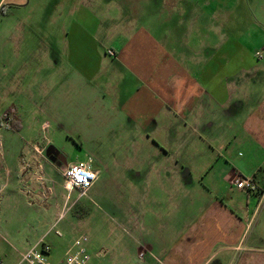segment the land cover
Segmentation results:
<instances>
[{"label": "crops", "instance_id": "1", "mask_svg": "<svg viewBox=\"0 0 264 264\" xmlns=\"http://www.w3.org/2000/svg\"><path fill=\"white\" fill-rule=\"evenodd\" d=\"M108 2L113 5L102 11L99 0L56 3L68 6L60 16L66 22L60 53L66 68L101 94L96 102L109 94L112 131L129 135L130 189L136 193L140 185L142 202L127 207L125 229L159 232L155 246L120 242L121 253L106 263L129 264L138 257L145 264L139 255L156 247L161 264H191L192 255L218 247L229 264H264V254L246 243L258 210L252 208L255 195L233 184L240 177L258 183L264 178V90L246 91L264 87V63L246 43L251 37L223 33L214 18L217 0ZM258 31L264 40V30ZM67 81L46 109L35 110L33 95H24L0 115V220L29 228L32 248L45 239L55 263L63 259L54 254L63 245L55 230L71 200L56 194L46 170L61 171L48 159V146L42 149L31 138L18 143L20 156L10 166L2 133H38V111L66 107L74 97ZM78 161H91L99 179L90 158Z\"/></svg>", "mask_w": 264, "mask_h": 264}, {"label": "rangeland", "instance_id": "2", "mask_svg": "<svg viewBox=\"0 0 264 264\" xmlns=\"http://www.w3.org/2000/svg\"><path fill=\"white\" fill-rule=\"evenodd\" d=\"M68 1L0 0V115L3 109L8 108L10 101L22 99L24 95H33L37 104L35 110L37 107H49V97L61 94V85L65 80L70 83L67 85L68 89L75 90L74 97L73 92L70 93L73 98H70L68 106L55 104L54 111L48 110L50 113L46 110L38 111V133L30 134L28 130L22 133L4 131L3 151L9 165L13 166L14 158H18L21 152L17 150L18 143L31 138L42 149L53 146L61 151L68 164L88 158L93 161L99 172V179L87 195L79 199L80 202L77 201V210L74 211L75 204L58 221L57 230L62 233L60 239L63 245L54 254L64 258L67 249L76 239L87 236V248L91 255L89 264H108L106 261L115 253H121L120 242L129 243L130 247H142V242L155 246L159 231L148 227H140L136 231L132 228L130 231L125 229L127 207L141 205L142 202L140 185L136 193L130 189L129 176L134 172L130 171L127 160L132 156L128 148L129 135L112 131L109 94L104 96L102 102H96L95 95L99 98L101 94H94V86H90L92 82L87 79V84L84 85L78 80L73 68L65 66L66 58L60 52L65 38L62 27L66 22L61 21L60 16L67 11L68 6L56 3ZM108 1L99 0L101 11L106 5H113ZM214 4L215 22L220 27L223 26V33L243 37L249 35L251 39H246V43L253 52L259 53L261 60L258 63H264V40L258 34L259 29L264 30V22L261 21L264 20V0H217ZM114 8L115 6L108 7L111 10ZM64 17H67L66 13ZM47 47H50V52ZM82 85L83 91L78 89ZM263 90L264 87L256 84L246 89L249 95L262 93ZM29 106L27 102L26 107ZM61 111L62 114L58 115ZM44 123L48 124L47 128H42ZM59 169L61 173L57 170L51 173L47 168L46 173L55 181L53 185L56 194L61 198L68 194L72 204L78 197V191L74 189L69 194L63 186L64 167ZM257 185L259 192L253 197L252 205L253 209L258 207L257 220L247 230L246 243L264 254V178L260 183L257 181ZM133 200L136 202L133 203ZM82 213L88 215L79 219L78 214ZM10 216L12 219L13 216ZM4 219L0 220L2 260L6 264H18L21 255L32 249V232L17 221L10 222L8 226ZM218 250L220 249L217 247L199 251L192 255L191 264H229L222 261L223 252ZM217 251L218 254L211 257L212 252ZM139 257L145 264H161L158 262L161 256L156 247L154 251H144ZM129 264L141 263L137 257ZM231 264L238 262L232 261Z\"/></svg>", "mask_w": 264, "mask_h": 264}, {"label": "built area", "instance_id": "3", "mask_svg": "<svg viewBox=\"0 0 264 264\" xmlns=\"http://www.w3.org/2000/svg\"><path fill=\"white\" fill-rule=\"evenodd\" d=\"M1 147L2 142L0 139V157L2 156ZM37 152L40 154L42 153V151L39 150H37ZM62 174L65 179V189L69 193H71L74 189L77 190L78 197L76 201H73V203L70 204L69 207H65L60 215V219L62 218L64 212H68L77 203V201H79V199L87 195L90 188L98 179V173L93 170L91 161H78L69 164L64 167ZM38 180L42 181L43 179L39 178ZM233 184L237 187V189L243 191L249 196L255 195L259 192L255 177H240L236 179ZM46 190L48 194H52L50 188ZM69 200L70 197H68V201ZM55 233L57 236L62 237V233L60 231L55 230ZM88 242L89 238L87 236L79 237L67 249L64 258L55 263L50 259L52 254V245L45 241V239H42L39 244L21 255V259L18 264H89L91 261V255L89 254L87 248ZM0 264L6 263L0 258Z\"/></svg>", "mask_w": 264, "mask_h": 264}, {"label": "water", "instance_id": "4", "mask_svg": "<svg viewBox=\"0 0 264 264\" xmlns=\"http://www.w3.org/2000/svg\"><path fill=\"white\" fill-rule=\"evenodd\" d=\"M53 151H58L56 148H54L53 146H49L47 149H46V155L48 157V159L55 164L56 167L60 168L63 166H67L68 165V162H67V159L66 157L62 154V157L64 158V163H58L55 161V159L53 157H51V154L53 153ZM59 152V151H58Z\"/></svg>", "mask_w": 264, "mask_h": 264}, {"label": "flooded vegetation", "instance_id": "5", "mask_svg": "<svg viewBox=\"0 0 264 264\" xmlns=\"http://www.w3.org/2000/svg\"><path fill=\"white\" fill-rule=\"evenodd\" d=\"M48 147H49V146H48ZM48 147H47V148H48ZM62 154H63V153H62L61 151H59V152H58V151H53V153L51 154V157H53V158L55 159L56 162H58V163H62V164H63V163H64V161H63L64 158L62 157ZM63 155H64V154H63ZM64 156H65V155H64ZM62 167H65V166L62 165Z\"/></svg>", "mask_w": 264, "mask_h": 264}, {"label": "trees", "instance_id": "6", "mask_svg": "<svg viewBox=\"0 0 264 264\" xmlns=\"http://www.w3.org/2000/svg\"><path fill=\"white\" fill-rule=\"evenodd\" d=\"M14 119H15V118L13 117V119H12V121H11V124H12V125L15 127V129H19V127H18V126L16 127V122H15V120H14ZM78 204H79V203H76V205H75V206H76V208L74 209V211H76V210H77V208H78V206H79ZM75 206H73V207H75ZM82 216H83V215H81V214H78V217L82 218Z\"/></svg>", "mask_w": 264, "mask_h": 264}]
</instances>
